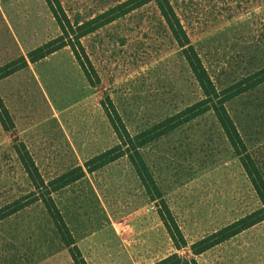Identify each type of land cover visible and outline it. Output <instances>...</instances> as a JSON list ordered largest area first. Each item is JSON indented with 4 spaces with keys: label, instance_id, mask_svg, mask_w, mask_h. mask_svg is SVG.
<instances>
[{
    "label": "rangeland",
    "instance_id": "obj_1",
    "mask_svg": "<svg viewBox=\"0 0 264 264\" xmlns=\"http://www.w3.org/2000/svg\"><path fill=\"white\" fill-rule=\"evenodd\" d=\"M57 1L81 23L125 0ZM168 1L216 90L231 95L225 107L264 180V82L249 87L264 68V0ZM59 35L45 0H0V67ZM81 43L93 83L69 48L0 80L14 123L10 132L0 125V210L34 192L15 146L25 145L49 182L119 144L108 109L130 136L146 134L139 151L154 187L149 195L123 156L52 194L87 264L173 255L181 264H264V221L200 254L192 249L261 204L211 112L164 123L203 95L155 4ZM160 210L180 232L177 248ZM0 264H74L41 202L0 221Z\"/></svg>",
    "mask_w": 264,
    "mask_h": 264
},
{
    "label": "trees",
    "instance_id": "obj_2",
    "mask_svg": "<svg viewBox=\"0 0 264 264\" xmlns=\"http://www.w3.org/2000/svg\"><path fill=\"white\" fill-rule=\"evenodd\" d=\"M45 2L60 30V35L30 51L25 57L21 56L17 60L10 62L3 67H0V80L24 69L28 66V64L36 63L37 61H40L63 48H69L77 63L79 64L82 72L84 73L86 79L90 83H93L91 73H94V70L88 59L85 49L82 46L81 40L89 34L102 28L103 26L117 20L118 18H121L149 3H154L164 20L167 22L174 39L182 49V54L203 95V99L201 101L166 119L164 123L173 122L181 117H184L182 122H186L203 113L211 112L214 115L217 123L219 124V127L226 137L233 152L239 157L240 163L249 181L251 182L252 187L254 188V191L261 204V207L253 213L240 218L239 220L229 224L228 226L220 229L210 236L196 242L195 244H193L192 249L194 250L195 254H200L210 249L211 247L223 243L230 238L238 235L239 233L263 222L264 180L260 172L256 169L253 162L250 160V157L247 155L245 146L225 107L226 102L231 99V95H225V91L218 92L216 90L197 53L189 44L179 24L178 19L176 18L169 4V1L125 0L109 8L107 11L97 15L96 17L81 23L77 21L71 22L61 9V6L57 0H45ZM252 78L253 82L250 84V88L263 83L264 68L254 73ZM105 110L106 116L108 117L114 129L119 144L94 156L93 158L85 162L83 167H75L49 182H45L41 177L25 145L23 143H20L15 146L14 150L17 154L18 160L24 172L27 174L34 192L16 200L12 204H9L8 206L0 210L1 221L35 202H41L48 215L50 216L54 227L61 238V241L68 249V252L74 264L87 263L82 257L66 223L64 222L59 210L57 209L52 199L53 193L80 180L85 176L86 172L92 173L94 171H97L98 169L123 156L128 157L137 173V176L139 177L149 195H152L151 188L154 187L149 186V183H152V180L139 151L148 141L145 138L146 134L139 133L136 136H130L123 126L119 127L118 124L115 123V121L111 117L110 111H108V109ZM0 125L6 132L14 130V123L1 97ZM175 125L176 124H173V126L171 127H175ZM155 193L158 194L157 190ZM169 216L170 214L168 212H163L161 210L159 211V217L166 227L171 240L177 248L179 247V244L177 243V236H180V232L177 228L173 229L169 227ZM156 264H181V261L176 255H173Z\"/></svg>",
    "mask_w": 264,
    "mask_h": 264
}]
</instances>
